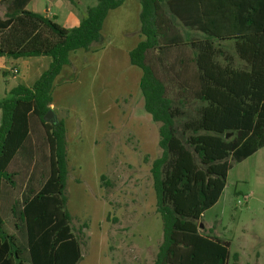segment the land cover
Wrapping results in <instances>:
<instances>
[{
    "label": "trees",
    "instance_id": "1",
    "mask_svg": "<svg viewBox=\"0 0 264 264\" xmlns=\"http://www.w3.org/2000/svg\"><path fill=\"white\" fill-rule=\"evenodd\" d=\"M29 1L0 0L5 3L0 56L51 58L31 86L18 84L0 98V264H22L23 249L30 264H78L83 258L78 233L87 224L82 223L76 233L77 218L67 209L65 123L63 118L49 123L43 116L52 103L55 78L71 64L69 54L103 45L101 29L107 13L124 0H96L70 28L57 23L55 16L26 9ZM139 3L142 38L128 51V58L141 71L138 91L144 110L158 124L161 150L149 168L162 229L153 264H228L229 242L201 233L198 220L219 199L233 166L229 158L240 162L264 145V0ZM222 42L233 44L243 66L233 65ZM155 52L159 57L172 56L165 66L167 75L156 68ZM167 84L176 85L178 99L168 95ZM187 94L200 105L194 116L181 120ZM34 119L41 125L40 133L33 127ZM226 133L233 135L226 138ZM32 139L37 141L34 148ZM24 150L44 158L48 174L38 189L28 188L21 198L16 215L26 243L20 246L5 228L1 200L3 184L16 186V172L9 166ZM232 258L237 260V254Z\"/></svg>",
    "mask_w": 264,
    "mask_h": 264
},
{
    "label": "rangeland",
    "instance_id": "2",
    "mask_svg": "<svg viewBox=\"0 0 264 264\" xmlns=\"http://www.w3.org/2000/svg\"><path fill=\"white\" fill-rule=\"evenodd\" d=\"M35 2L30 3L28 10H34ZM45 4L44 1L35 9L41 11ZM117 10L128 12L122 4L108 11L102 25L108 35H117L133 22L139 23V15L126 22ZM4 11L5 3L0 2V16ZM65 12L64 7L58 10L59 20L56 21L68 28L71 24L65 20ZM174 22L181 32H186L179 21L174 19ZM131 41H134L132 37L121 39L118 44L125 46ZM109 43L116 44L119 49L117 38ZM222 48L233 56L235 67L243 66L231 42H222ZM121 53L120 60L113 54L112 47L99 54H88L89 65L82 75V83L77 81L68 93V103L75 105L72 110L80 119L69 126L71 173L67 182V209L77 218L73 221L76 233L82 223L87 224L78 233L84 264H153L162 240L161 220L155 209L149 171L150 162L161 153L157 144L158 124L145 127L144 117L148 113L138 91L141 71L138 67L126 69L127 55ZM153 57L159 59L155 62L156 68L166 74L165 66L170 64L172 56L159 57L155 52ZM217 59L223 62L222 57ZM50 61L46 55L7 59L0 67V98L8 96L18 84L31 86ZM96 64L100 72L95 74L100 77V83L91 86L86 77L94 73ZM119 70L121 74L117 75ZM118 81L121 83L117 86ZM98 86L103 90L98 98L96 95L93 98ZM167 90L169 96L179 98L176 85L167 84ZM60 95H57L58 102L68 99L64 93ZM187 97V103L182 105L185 114L181 120L194 116L200 105L188 94ZM63 115L64 112L58 113L59 117ZM135 123L140 126L135 128ZM232 135L229 133L226 138ZM31 137L35 138V131ZM32 142L30 147L34 148L37 141L34 143L33 139ZM229 161L233 166L227 172L224 189L217 202L198 220V229L229 242L228 264H264V145L240 162L231 157ZM9 170L16 172V186L11 188L3 184L1 212L6 230L16 232V241H22L26 236L16 215L21 198L28 188H39L48 174V167L44 158L30 156L24 150L13 159ZM102 174L103 180L100 179ZM13 207L14 212L11 211ZM14 224L20 229H15ZM233 253L237 254V260L232 258Z\"/></svg>",
    "mask_w": 264,
    "mask_h": 264
},
{
    "label": "crops",
    "instance_id": "3",
    "mask_svg": "<svg viewBox=\"0 0 264 264\" xmlns=\"http://www.w3.org/2000/svg\"><path fill=\"white\" fill-rule=\"evenodd\" d=\"M32 1H36L35 5H34V10H32V11L44 14V15L49 16V17L55 16V18H56L55 20H59L58 10H60L64 7V9L66 11L64 14V18L66 21L70 22V24H71L70 27L77 25L79 23L81 17L84 15L85 8L87 6L94 5L96 2V0H30L26 5V9H28L27 7L30 5V3H32ZM44 1L46 4H45V7L43 9H41V11L39 9L38 10L35 9L38 5H40V3L42 5V2H44ZM122 5L127 8L128 12L127 11H121V10H117V11L124 15L126 22H131L133 17H135V15H139L140 7H141L139 0H124ZM119 9H123V8L120 7ZM118 21H120V23L122 22L121 19H119ZM70 27H68V28H70ZM138 28H139V23L133 22L132 26L124 27L123 28L124 30L117 32V35L113 34V35H115V36H113V35H108L109 32H105L103 29V26H102L101 33L105 39L103 45L95 46L91 51H88V52H85L83 50L81 52H79V51L75 50L69 54V59L71 61V64L64 65L61 72L55 78L53 91H52V103L50 105V108L55 113L56 121L58 120V118L64 119L68 144H69V136H70L69 126H71V124H73L76 119H80L79 117L76 116L77 115L76 112L74 110H72V108H74L75 105H72L71 102L68 103V101H69V94L68 93L73 88V86L76 85L77 81L79 83H82V81L84 79L82 77V75H84L83 73H85V71L89 65L87 63V55L88 54H99V53H102L104 49H106L108 47H112V52L115 56L117 55L118 60H120L121 55L123 54L121 52H125V54L127 55V61H128L126 69H128V68L134 69L136 66H132L129 64L128 51L130 49H132L137 44V42L142 38V36L138 33ZM131 37L134 39V41L129 42V45L126 44L125 46H123L122 44H120V45L118 44V41H120L121 39H127V38H131ZM116 38H117V47H119V49L118 48L116 49V44L114 45V43H109V40H112V42H114L116 40ZM7 59H12V58L0 56V67H3L6 64ZM97 65L98 64H96V66ZM96 66H94V68H95L93 71L94 73L88 74L86 77L87 81H91V86L96 84V83L97 84L100 83L99 82L100 77L95 74L97 72H100V69H99V66H97V67ZM119 74H121V70H119V72H117V75H119ZM140 75H141V72H140ZM118 83H121V82L118 81L117 86L119 85ZM99 89H100V87L98 86V89L96 90V92L94 94H92L93 98H95V95L98 98V96L100 95V92L103 90L102 86H101V89L100 90ZM117 90H118V87H117ZM62 93H64L66 96H68V99H66V101H65V99H64V101L63 100L61 101V99H60V101H61V103H60V102H58L59 100H57V95H58V97H61L60 94H62ZM103 94H104V91H103ZM59 112H64L65 115L59 117L58 116ZM145 115H146L144 117L145 127L146 126H155V122L151 119L150 115L146 114V113H145ZM0 116H1V113H0ZM72 119H73V121H72ZM32 122H33V127L36 128L35 130H37L40 133L42 131V129H41V125H40L39 121L37 119H34V120H32ZM135 124H136L135 128H138V126H140L137 123H135ZM136 133H138V132L136 131ZM68 150H69V146H68ZM67 160H68V152H67ZM68 167H69V176H70L71 168L69 166V160H68ZM69 181H70V179L67 182L69 183ZM14 226L16 229L15 224H14ZM17 227L20 229L19 225ZM9 233H11L13 235L16 234V236H17L16 232H9ZM16 242L20 246H25V243H26L25 240H22V241L18 240ZM21 257H22V264H30L27 250L23 249ZM84 259H85V257L83 256L82 260L78 264H84Z\"/></svg>",
    "mask_w": 264,
    "mask_h": 264
},
{
    "label": "water",
    "instance_id": "4",
    "mask_svg": "<svg viewBox=\"0 0 264 264\" xmlns=\"http://www.w3.org/2000/svg\"><path fill=\"white\" fill-rule=\"evenodd\" d=\"M43 120L46 121V122H49V123H55L56 122V116H55V113L54 111L50 108L43 116ZM229 136V133H226L225 134V137H228ZM202 225L200 224V227Z\"/></svg>",
    "mask_w": 264,
    "mask_h": 264
}]
</instances>
